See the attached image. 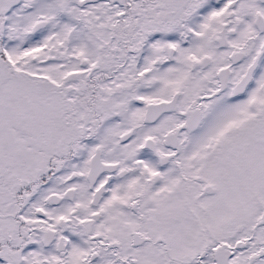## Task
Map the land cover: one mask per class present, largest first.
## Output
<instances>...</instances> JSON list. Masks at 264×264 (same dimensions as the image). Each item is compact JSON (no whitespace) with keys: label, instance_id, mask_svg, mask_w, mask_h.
<instances>
[{"label":"snow or ice","instance_id":"obj_1","mask_svg":"<svg viewBox=\"0 0 264 264\" xmlns=\"http://www.w3.org/2000/svg\"><path fill=\"white\" fill-rule=\"evenodd\" d=\"M0 264H264V0H0Z\"/></svg>","mask_w":264,"mask_h":264}]
</instances>
